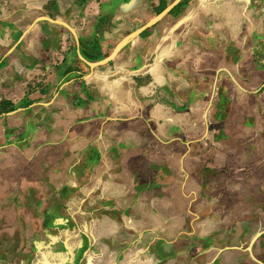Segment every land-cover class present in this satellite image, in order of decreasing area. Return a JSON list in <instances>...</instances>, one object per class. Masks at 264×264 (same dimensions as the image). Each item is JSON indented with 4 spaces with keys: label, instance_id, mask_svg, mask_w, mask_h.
<instances>
[{
    "label": "rangeland",
    "instance_id": "obj_1",
    "mask_svg": "<svg viewBox=\"0 0 264 264\" xmlns=\"http://www.w3.org/2000/svg\"><path fill=\"white\" fill-rule=\"evenodd\" d=\"M238 2V39L264 32V0ZM216 28L205 30L217 53L233 43L227 45L224 27ZM238 44L239 53L251 45ZM231 60L238 77L207 70L190 79L191 107L200 109L206 130L190 144L195 158L207 160L201 169L199 159L190 179L168 168L166 123L150 116L153 104L140 117L115 113L104 120L100 111L87 118L80 101H0L1 119L28 121L21 126L19 118L18 136L0 126V147L14 148L0 154V257L9 254L18 264L21 257L25 264H264V168L239 170L226 186L230 172L225 179L212 165L215 101L241 100L224 105L238 119L233 128L246 125L264 147V75L256 60ZM230 77L232 86L239 79L253 87L230 89ZM162 102L174 113L185 109Z\"/></svg>",
    "mask_w": 264,
    "mask_h": 264
},
{
    "label": "crops",
    "instance_id": "obj_2",
    "mask_svg": "<svg viewBox=\"0 0 264 264\" xmlns=\"http://www.w3.org/2000/svg\"><path fill=\"white\" fill-rule=\"evenodd\" d=\"M177 1L0 0V101L15 106L24 101H80L77 108L87 118L100 111L108 117L104 120L115 113L140 117L143 106L153 104L150 116L166 123V153L173 159L169 170L180 171L181 179L194 177L199 159L201 169L207 160L204 154L195 158L190 141L204 137L206 130L201 128L205 119L200 109L191 107L190 79L204 77L207 70L238 77V62L231 59L239 57L241 63L256 60L259 74L264 75V32L238 39L237 27L243 25L238 19V0H185L174 13L161 17ZM253 21L245 24L253 27ZM206 27L212 31L224 27V39L233 45L217 53L210 50L207 37L215 40L206 34ZM147 30L148 35L142 37ZM238 40L250 42V48L239 53ZM230 78L227 85L235 91L253 87L250 81L239 79L232 86L234 78ZM31 88L36 92L29 94ZM147 95L150 99L142 101ZM231 100L215 101L218 110L213 119L212 165L225 179L229 176L224 174L230 172L229 181H223L226 186L241 177L239 170L264 168V147L254 144V132L246 125L233 128L238 119L231 112L227 115L224 105L241 100ZM161 101L186 111L174 113ZM19 118L23 126L25 117L19 115L0 118V126L17 135ZM191 127L197 132L191 133ZM8 148L14 149L0 147V154ZM4 165L0 161V167ZM25 260L21 257L20 264ZM14 261L9 254L0 257V264H18Z\"/></svg>",
    "mask_w": 264,
    "mask_h": 264
}]
</instances>
